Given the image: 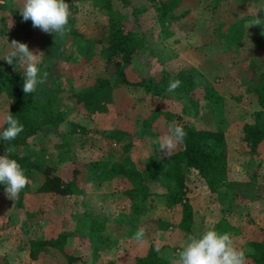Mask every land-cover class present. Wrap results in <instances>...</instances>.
Instances as JSON below:
<instances>
[{
  "label": "rangeland",
  "instance_id": "374dc122",
  "mask_svg": "<svg viewBox=\"0 0 264 264\" xmlns=\"http://www.w3.org/2000/svg\"><path fill=\"white\" fill-rule=\"evenodd\" d=\"M16 1L0 0V58L11 51L13 40L26 43L30 51L40 54L41 73H48L41 97L48 92L54 96L64 94L57 101V108L63 114L60 129L35 136L30 141L29 152L32 157L58 162L61 174L67 179L76 176V170L78 173L77 187L67 205H57L51 194L39 191L33 175H26L29 183L15 200L9 199L5 190L1 192L0 261L46 264L30 256L31 238L67 229L85 252L84 260L78 264H110L118 256L145 252L152 241L164 246L166 264H174L189 238L202 235L199 230L187 232L179 228L176 222L180 209L168 206L165 198L172 179H154L148 170L152 159L165 158V152L156 142L167 132L144 123L148 109L142 104L129 110L136 112L133 124L130 123L131 135L116 140L112 134L117 122L112 87L97 91L89 106H78L68 99L71 88L82 87L78 60L85 34L92 31V20L96 17L92 11L94 0H65L71 13L65 35L47 33L39 48L21 38L8 18ZM134 3L143 11L137 15L129 12V17L145 36L142 54L153 73L162 75L194 67L226 86L223 126L229 143L228 177L234 184L228 194L220 196L193 174L188 196L202 234L209 229L219 234L229 233L233 246L237 248L240 244L245 249L247 240L261 236L264 230V162L259 175L253 178L240 146L241 126L253 118L258 107L250 85L253 75L250 60L258 56L254 59L256 70L264 68V22L252 23L257 17L264 21V0H222L216 15L212 12L214 2L205 0L191 15L164 23L156 13L154 0H134ZM0 64L8 68L4 59H0ZM242 68L247 69L248 82L239 83L238 72L243 73ZM198 80L194 96L199 100V110L189 105L183 112L187 100L180 92L166 91L162 106L169 108L172 120L182 113L184 120L197 127L215 126L210 103L203 97L204 78L198 75ZM11 101L5 89L0 88V127L9 115ZM77 124H84L89 130L82 132ZM129 142L131 157L154 192L139 214L114 179L99 180L90 175L92 160L121 159ZM140 228L145 230L142 244L132 239Z\"/></svg>",
  "mask_w": 264,
  "mask_h": 264
},
{
  "label": "trees",
  "instance_id": "16d2710c",
  "mask_svg": "<svg viewBox=\"0 0 264 264\" xmlns=\"http://www.w3.org/2000/svg\"><path fill=\"white\" fill-rule=\"evenodd\" d=\"M204 1L154 0V5L159 19L164 23L191 15ZM212 2V12L215 14L222 0ZM22 6L23 0H17L10 8L8 18L21 38L39 48L47 33L34 28L31 20H23L20 12ZM93 6L92 11L96 17L92 20V31L85 34L82 55L78 60L82 69V87L71 88L68 99L78 106H89L97 91L112 87L117 110V122L112 134L116 140L131 135V124L136 112L130 113L129 110L138 106L140 108L142 104L148 109L144 123L153 129L168 132L170 125L183 127L187 133L183 142L170 156L152 159L148 170L154 179H172L165 198L168 206H178L180 209L176 222L179 228L187 232L199 230L202 235V226L196 220L194 206L188 196L192 175L201 177L209 189L220 196L228 194L229 187L234 184L228 177L229 143L223 126L226 86L214 81V77L210 79L207 73L194 67L182 68L176 72L167 71L162 75L153 73L142 54L145 36L129 17V12L137 15L143 8L135 5L134 0H94ZM216 22L218 25L219 21ZM257 57L255 55L254 59ZM254 59L250 60L253 71L250 85L258 107L253 111V118L246 120L241 126L240 146L246 155L248 170L256 178L264 162V68L256 70L258 65ZM19 63L18 59L14 60V64H8V68L0 64V88L5 89L11 97L9 114L23 125L24 131L12 141L0 138V156L7 154L10 159H15L25 175L35 177L39 191L51 194L57 205H67L69 196L77 187L78 171L76 170V176L67 179L61 174L58 162L32 157L29 152L30 141L35 136L44 132L47 135L60 129L63 114L57 108V101L64 94L54 96L48 92L42 98L43 84H39L35 93L26 95L22 90L24 66ZM246 70L242 68L243 73L238 72L239 83L247 81ZM198 75L204 78L203 97L210 103L211 112L216 119L215 126L197 127L184 120L182 113L176 114V119L172 120L169 108L162 106V97L167 91L169 81L179 79L182 83L175 92L186 97L187 106L183 107V112L189 105L199 110V100L194 96ZM77 125L82 132L89 130L84 124ZM7 127L5 120L0 127V133ZM130 147V142L125 144L121 159L92 160L90 175L99 180L114 179L123 193L133 201L134 209L139 214L141 207L154 192L132 159ZM9 148L12 151L7 153ZM3 190L5 185L0 184V194ZM246 243L245 249L237 244V249L245 252V264H264V230L261 236L251 237ZM157 247L159 252L156 251ZM163 247L152 241L145 252L129 257L118 256L110 264H166L168 260L162 253ZM29 254L33 259L46 264H78L85 257V252L76 245L73 233L67 229L31 238ZM0 264L3 263L0 261Z\"/></svg>",
  "mask_w": 264,
  "mask_h": 264
},
{
  "label": "clouds",
  "instance_id": "9594fccd",
  "mask_svg": "<svg viewBox=\"0 0 264 264\" xmlns=\"http://www.w3.org/2000/svg\"><path fill=\"white\" fill-rule=\"evenodd\" d=\"M69 8L65 0H23L20 12L24 21H32L34 28L63 37L71 15ZM262 22L264 21L257 17L252 25H261ZM10 46L11 51L0 59H4L8 64H14V60L18 59L24 66L22 90L26 95L35 93L37 85L45 83L48 75L47 72L41 73L38 67L40 54L30 51L26 43L15 40ZM181 83L179 79L170 80L167 91L175 92ZM6 122L8 127L0 133V138L3 140L12 141L24 131L23 125L13 118V115L9 114ZM186 135L182 126L173 124L156 143L165 155L170 156ZM10 151L12 149L9 148L7 153ZM28 183L24 170L15 159H10L7 154L0 156V184L5 185V192L9 199L15 200ZM144 237L145 230L140 228L132 239L142 244ZM189 241L178 253L179 259L174 264H245V252L233 246L229 233L219 234L214 229H209L200 238L190 237ZM159 250L157 247L156 251L159 252Z\"/></svg>",
  "mask_w": 264,
  "mask_h": 264
}]
</instances>
